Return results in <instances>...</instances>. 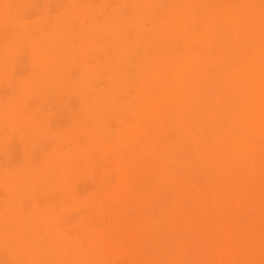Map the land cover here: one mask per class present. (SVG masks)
Masks as SVG:
<instances>
[{"label":"bare ground","instance_id":"bare-ground-1","mask_svg":"<svg viewBox=\"0 0 264 264\" xmlns=\"http://www.w3.org/2000/svg\"><path fill=\"white\" fill-rule=\"evenodd\" d=\"M45 1L59 5L60 13L40 11ZM30 9L40 12L32 23L24 17ZM9 23L19 32L4 40ZM24 61L30 72L21 77L15 70ZM100 78L106 88L98 87L104 86ZM0 80L13 88L10 101L0 103V155L13 157L11 148L18 147L11 143L18 139L23 156L20 164L8 162L18 170L6 166L0 174V264H106L117 245L115 228L105 234L83 218L71 234L64 218L71 207L85 214L102 201L110 221L124 212L118 220L124 222L131 217L123 209L133 200L138 219L123 247L131 242L140 264L251 259L252 239L240 243L248 250L244 259L235 246L244 233L227 225L225 213L216 218L225 225L212 222L220 225L222 248H203L208 238L195 234L210 233V205L229 214L252 206L264 179V0H0ZM71 97L79 101L73 121L66 117L72 130L57 135L49 150L55 128L45 110L53 106L64 115ZM119 110L131 120L119 119ZM6 129L17 138L4 135ZM61 139L69 142L64 150ZM96 155L113 163L117 190L79 201L78 179L100 180L91 171ZM210 168L216 183L202 190L192 178ZM256 242L261 253L264 234ZM151 245L148 257L142 251Z\"/></svg>","mask_w":264,"mask_h":264},{"label":"rangeland","instance_id":"rangeland-1","mask_svg":"<svg viewBox=\"0 0 264 264\" xmlns=\"http://www.w3.org/2000/svg\"><path fill=\"white\" fill-rule=\"evenodd\" d=\"M46 2V1H45ZM49 6V7H48ZM58 6V7H57ZM52 7H53V9H52ZM59 5H56V3H51V6H50V3H48V2H46V3H42V5L40 6V8L42 9V10H40V11H43L44 10V8H49L52 12L53 11H55V12H53V13H51L52 14V16L53 17H55L56 15H58L59 13H60V11L59 10H61V9H59ZM35 10V9H34ZM59 11V12H58ZM32 12V13H31ZM35 12L38 14V12L39 11H36L35 10ZM34 11H33V9H32V11H31V9H30V11H27L25 14L26 15H24V17L26 18V17H28V18H30V19H27V22L29 23H32V22H35L36 21V19L38 18V16H37V14L35 13ZM55 13V14H54ZM57 13V14H56ZM39 14H40V12H39ZM33 16V17H32ZM14 17H15V15H14ZM24 18V19H25ZM25 19V20H26ZM11 26V27H10ZM17 30H18V32H19V28H17L13 23H9L8 25H6V33L7 34H5L4 32H3V35H2V38H3V36H5V39L4 40H8V38L9 39H12L14 36H15V33H18L17 32ZM5 34V35H4ZM8 36H10V37H8ZM13 36V37H12ZM7 37V38H6ZM27 60V59H26ZM25 60V61H26ZM24 61V62H25ZM28 62V61H27ZM22 65H21V64ZM19 63V66H16V68H17V70H15V71H17L18 73H20V75H21V77H23V75H27L29 72H30V67H28V66H30L29 65V63H26L25 62V65L23 64V62H20ZM21 65V66H20ZM28 65V66H27ZM19 70V71H18ZM27 72V73H26ZM23 73V74H22ZM24 76V77H25ZM101 79V78H100ZM102 79H104L105 80V78L104 77H102ZM102 79L100 80L101 82H103V85L104 86H99L98 84H97V81H99V79L98 80H94L95 82V84H97L98 85V87H107V85L105 86V81L103 80L102 81ZM101 82H98V83H100L101 84ZM3 83V84H2ZM5 83V84H4ZM9 84V85H8ZM7 85V86H6ZM11 84L10 83H7L6 84V82H3V81H1L0 80V99L2 98L4 101H6V102H3V100L1 99L0 100V103H8V101H10V98H11V96H12V93H11V91H12V89L13 88H11V87H9ZM96 86V85H95ZM4 87V88H3ZM11 88V89H10ZM2 89V90H1ZM7 89H9V90H7ZM7 93V94H5V93ZM9 92V93H8ZM4 95V97H3V95ZM6 95V96H5ZM6 99V100H5ZM8 100V101H7ZM73 100V101H72ZM75 100V101H74ZM72 101V102H71ZM71 102V103H70ZM78 103H79V101H78V99L77 98H75V97H71L70 98V100H69V102H68V105H70L69 107L67 106V108H69V109H65L66 111H64L63 110V112H65V114L63 115V114H61V113H59L58 112V109L55 107L54 108V110H52L53 109V106H52V111L53 112H51V110H45V112H46V116H47V120H48V126L50 127V130L52 129V128H55L54 130L52 129L51 130V135H49L47 138H48V140L46 141V143H48V142H50V140H51V142H53L52 140H57V139H55L56 138V136L57 135H60V134H65L66 132L67 133H69L71 130H72V128H69V127H72V125H73V122H71V124L69 123L68 125H66L67 124V121H68V119H70L71 121H73L72 119V116H73V114L75 113V111L77 110V108H78ZM74 106V107H73ZM70 107H72V108H70ZM122 114L121 115H119V119H125L126 121H130L131 120V118L130 117H128V116H130L129 114H127L126 113V115H125V113H124V110H119ZM62 112V111H61ZM65 117H63V116ZM51 117V118H50ZM63 119H62V118ZM66 117L68 118V119H66ZM127 117V118H126ZM128 118H130V120H128ZM114 119H115V121H114ZM119 119L117 118V117H114L113 119H112V125H113V123H114V125L113 126H117L115 129H117L118 128V121H119ZM61 120V121H60ZM67 120V121H66ZM124 120V121H125ZM1 121H3V120H1ZM53 122V123H52ZM61 124H60V123ZM63 122V123H62ZM57 124V125H56ZM59 124V125H58ZM0 126H1V128H2V125H1V122H0ZM64 126V127H63ZM58 127V128H57ZM60 127H63V128H65L64 130L63 129H61ZM0 128V129H1ZM60 128V129H59ZM67 128V129H66ZM3 130H4V127H3ZM2 130V131H3ZM0 132H1V130H0ZM3 132H5L4 133V135H13L15 138H17V135L16 134H14V133H9V131L6 129L5 131H3ZM1 135H2V133H0ZM0 135V136H1ZM3 136V135H2ZM1 136V137H2ZM0 137V138H1ZM84 139L86 138V137H83ZM12 141H14V139H12L11 140V142ZM16 142V143H15ZM18 142H19V140L17 139V140H15L14 142H12L11 144L13 145L12 147H18V149L17 148H13V150H12V148H11V151H14L15 150V154L13 155V157H12V155L11 154H13V153H11V152H9L8 153V156L7 155H5L4 153L3 154H1L0 155V160L3 158V160H1L0 161V168L2 169V171H0V174H3V172H4V170H6V166H7V169L9 168H11V167H9L10 166V164L12 165V163L11 162H14V161H17L19 164L22 162V161H20L19 159H20V156H22V150H21V147H20V143L18 144ZM50 142V144H48L49 146L48 147H50L49 148V150L51 149V148H53V146H56V143L55 142H53L54 144L52 145V147H51V143ZM60 142H64L63 144L62 143H60ZM59 142V144H60V146H59V144H57L59 147H61L63 150L64 149H66L67 148V146H66V144H67V140H62L61 139V141ZM15 143V144H14ZM46 143H45V147L47 146L46 145ZM69 143V142H68ZM11 144H10V146H9V150H10V147H11ZM18 144V146H15V145H17ZM62 144V145H61ZM19 147H20V149H19ZM260 148H259V150H260V154L263 152V154H262V156L264 155V142L262 143V142H260V146H259ZM17 149V150H16ZM46 149H48V148H46ZM19 150H21V151H19ZM21 152V153H20ZM16 153H18V155L16 154ZM20 153V154H19ZM9 154H10V159H11V161H9L10 159H7L8 157H9ZM96 153H94L93 155H95ZM99 154V153H98ZM20 155V156H19ZM98 156V157H97ZM260 156V155H259ZM23 157V156H22ZM21 157V158H22ZM92 157H94V156H92ZM19 158V159H18ZM97 158V159H96ZM13 159H15V160H13ZM23 159V158H22ZM8 160V161H7ZM94 161H95V163H94V161H93V165H92V169H91V171L92 172H94V174H100V175H97L98 177H100V180H98L97 181V183H98V185H97V183L96 182H93L91 179V176H84L83 175V177H81V178H79L78 179V181H77V183H76V185H77V189H76V191H77V193H79L78 194V196L80 195V198H78V200L80 201V199H81V201H88V200H90L94 195H97V194H100L99 196H103V195H105L108 191L107 190H109L110 188L111 189H113V190H117L116 188L118 187V178H117V175L116 174H113V173H111L112 172V167H113V163L112 162H110V163H108V162H104V159L101 157V156H99V155H96L95 156V159H93ZM6 161H7V163H6ZM20 161V162H19ZM97 161V162H96ZM4 164H3V163ZM10 164H9V163ZM16 163V162H15ZM14 163V164H15ZM19 164H15L14 166L15 167H12V169L14 170V168H15V170H18L21 166H19ZM112 164V165H111ZM4 165V166H3ZM19 166V168H16V167H18ZM97 168L100 170V171H98L97 170ZM0 169V170H1ZM94 169L96 170V171H94ZM208 170V171H207ZM210 170V171H209ZM211 170H212V173H211ZM207 171V172H206ZM110 172V173H109ZM208 172H210V174L208 173ZM205 173H207V174H205ZM209 174V175H208ZM115 175V176H114ZM214 175V177L216 178L217 176L216 175H218L217 174V172H216V170L214 169V168H210V169H204L203 171H201V172H198L193 178H192V180L196 183H194L195 185H197V187L198 188H200V189H204V190H206L207 191V188L208 187H210V186H212V185H214L215 183H216V180H215V178L213 177V179H212V176ZM207 176H208V178H207ZM116 177V178H115ZM103 178V179H102ZM112 178H113V181H112ZM206 178V179H205ZM89 179V180H88ZM110 179V180H109ZM212 179V180H211ZM217 179V178H216ZM85 183H84V182ZM101 181V182H100ZM110 181H112V183L110 182ZM207 181V182H206ZM260 181V183L258 182V184L257 185H259L258 186V191L259 192H257L258 193V195H257V197L254 199V204L252 205V206H243V207H240V209L237 211H235L234 213H232V214H229V213H227L225 210H222L219 206H212V205H210L211 207V209H214V210H212L211 211V209H209V212H215L214 213V215H212L213 216V218L214 219H212V221H211V223L212 222H214V221H220V224H221V222H222V224L221 225H225L226 223H224V220H223V217L219 220V219H216V218H219L221 215H225V214H227V219L229 220L230 219V221H228L227 222V225L229 224V225H231V226H229V227H232V225H233V228L232 229H234L235 230V228H237V232L239 233V234H243V235H241L242 236V241L240 240V242H238V240L240 239H237V243H236V248L237 249H239L241 252H242V256H243V258L244 259H246V257L243 255L244 253H246L248 250L246 249L247 247L246 246H240V243H241V245L244 243L243 242V240L245 239L246 240V242H245V245H250L249 244V239H252V240H250V243L252 244V247L251 246H249V247H251L249 250L250 251H248V253H249V257H248V253L247 254H245V255H247V257L251 260H244V262H246V264H261V262L260 261H263V263H264V250L263 251H261V253H257V251H256V244H257V240L259 239V238H261L262 236H263V234H264V216L261 218V214H263L264 215V208L262 207V204H264V179H260L259 180ZM115 182V183H114ZM206 182V184H204ZM111 183V184H110ZM106 185V186H105ZM0 189H2L1 187H0ZM263 189V191H261ZM99 190V191H98ZM56 192V193H55ZM84 192V193H83ZM102 192V193H101ZM262 192V193H261ZM0 196L2 195V193H3V191L2 190H0ZM262 194H263V196H262ZM59 195V196H58ZM49 196H53V197H56L55 198V200L56 201H59V200H61L60 198V194L58 193V191H56V190H50V192H49ZM58 196V197H57ZM2 197V196H1ZM0 197V198H1ZM42 197V199H46L44 196H41ZM84 197V198H83ZM89 197V198H88ZM260 197V198H259ZM41 199V198H40ZM41 199V200H42ZM59 199V200H58ZM258 199V200H257ZM0 201H1V199H0ZM89 206V208H86V210H84V212H85V214H81L80 213V210L79 209H76V208H69V210H68V212H67V214H66V216H65V222L63 221V219H62V221H63V223H62V221H61V223L63 224V227H64V229L65 230H67L68 232H70V230H71V234L74 232H77V230H78V227H79V223L81 222V219H83L84 218V220L86 219V221L89 223H92V221L94 220V222L97 224V227L96 226H94L98 231H103V232H105V234L107 233V231H112L113 233H114V231H115V233L113 234V236H116V239H117V245H116V247L115 248H112V249H110L109 251H108V253H107V255H106V264H140V262H139V260H137V259H135V257L134 256H131V254L133 255V254H135V249L136 248H134L133 247V245L131 244V242H129L130 244H128L129 246H128V248L126 247V248H124L123 247V244L125 245L126 244V241H127V239L130 237V236H132V233H131V231H132V226H133V224H134V222L136 221V219L135 218H137L138 219V214H137V207H138V203H136L135 204V200H133L132 201V204H130L129 203V207H125L123 210L125 211V212H127L126 210H129L128 211V216H130L131 217V219L129 218V219H127V220H125L126 219V215H125V218L123 219V220H125L124 222L123 221H121V222H119L120 220V217H123V215H124V212L123 213H121V214H119V218L117 219V221H116V223L115 222H112V221H110L109 220V218L107 217V216H105L106 214H105V212H104V209H103V207H104V203L101 201L100 203H98L96 206L94 205H92V204H89L88 205ZM87 206V207H88ZM258 206H259V208L261 209V211H260V209L258 208ZM135 207V208H134ZM208 207H209V205H208ZM214 207V208H213ZM247 208V209H246ZM90 209L93 211V212H90ZM215 209H217V210H215ZM219 210H222L223 212L222 213H220V211ZM250 210V211H249ZM132 211V212H131ZM135 211V212H134ZM217 211H219V213H217L216 214V212ZM257 211H259V212H257ZM129 212L130 213H132L131 215H133V216H131L130 214H129ZM72 213V214H71ZM78 213V214H77ZM86 213H88V214H86ZM134 213V214H133ZM225 213V214H224ZM81 214V215H80ZM89 214L91 215V217L89 216ZM258 214V215H257ZM72 215V216H71ZM80 215V216H79ZM101 215V216H100ZM155 215H156V217L158 218V215H159V211L158 210H156L155 211ZM249 215V216H248ZM77 216V217H76ZM89 216V217H88ZM93 216V217H92ZM127 216V217H128ZM232 216V217H231ZM239 216H242V218H240ZM75 217V218H74ZM106 217V218H105ZM240 219H239V218ZM96 218V219H95ZM105 218V219H104ZM79 221H78V220ZM92 221H91V220ZM122 219V218H121ZM260 219V220H259ZM74 221V222H73ZM225 221H227V220H225ZM232 221V222H231ZM99 222V223H98ZM129 224H128V223ZM67 223V224H66ZM72 223V224H71ZM115 223V224H114ZM124 223V224H123ZM210 223V224H211ZM219 223V222H218ZM224 223V224H223ZM239 223H240V225H239ZM243 223V224H242ZM125 224H126V226H125ZM260 224H261V226H262V224H263V226L261 227L260 226ZM66 226V227H65ZM114 226V227H113ZM211 226V225H210ZM217 226H220V225H216V224H213L212 223V226H211V231H210V233H208V234H205L202 230H199L198 232H196V234H195V237H196V239H198V240H201V239H203V237L204 238H208L207 240H206V243L205 244H203V248L204 247H206V248H209V250H211V248H222L224 245H225V243H226V241H225V238L224 237H222V236H220V235H218L217 234V231H216V227ZM234 226H235V228H234ZM246 226V227H245ZM118 227L120 228V229H118ZM248 227V228H247ZM115 228V230L113 231V229ZM240 228H242V229H240ZM254 228V229H253ZM255 228H257V230H258V228H259V230L258 231H255L256 229ZM260 228H262L261 230H260ZM214 229V230H213ZM240 229V230H239ZM251 229L252 230H254V231H252L254 234H252V232H251ZM74 230V231H73ZM119 230H120V232H119ZM241 230H245L244 232H241ZM73 231V232H72ZM197 233H198V235H197ZM201 233V234H200ZM253 236H252V235ZM125 235H127V236H125ZM162 235H165L164 233L162 234ZM246 237H245V236ZM216 237V238H218V237H220V238H218V240H216L215 239V241H218V243L219 244H217L214 240H213V237ZM214 237V238H215ZM258 237V238H257ZM112 236L110 235H107V239H109L110 241H109V244L111 243V241H112ZM105 240L107 243H108V240ZM248 239V240H247ZM126 240V241H125ZM121 241H123V243L121 244L120 242ZM125 241V242H124ZM207 242H209V243H207ZM120 245H122V246H120ZM207 245H209V246H207ZM126 246H127V244H126ZM254 246H255V248H254ZM153 246L151 245L150 246V248L152 249L151 251H152V254L150 255L149 253V251H150V248L148 249H144L143 251H142V253L144 254V252H148V257H151L152 255H153V251H154V247L152 248ZM243 251H245V252H243ZM146 252V253H147ZM2 252L0 251V256L2 257H4V255H3V253L1 254ZM145 253V254H146ZM144 256H146V255H144ZM2 257V258H3ZM147 257V256H146ZM261 257V258H260ZM247 258V259H248ZM253 258V259H252ZM239 259H240V257H239ZM237 260H238V258H237ZM242 261H243V259H241ZM108 261V262H107ZM236 261V260H235ZM240 261V260H239ZM237 261V262H235V264H241L242 262L240 261ZM1 263L3 262L2 260L0 261ZM209 262V261H208ZM208 262L207 263H204V264H208ZM256 262V263H255ZM257 262H259V263H257ZM183 263H186V262H183ZM92 264H98V262H96V261H94V263H92ZM160 264H164V262H162V263H160ZM166 264V263H165ZM210 264V263H209ZM245 264V263H244Z\"/></svg>","mask_w":264,"mask_h":264}]
</instances>
